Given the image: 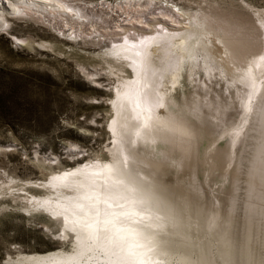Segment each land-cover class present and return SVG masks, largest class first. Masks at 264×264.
<instances>
[{
  "label": "bare ground",
  "instance_id": "1",
  "mask_svg": "<svg viewBox=\"0 0 264 264\" xmlns=\"http://www.w3.org/2000/svg\"><path fill=\"white\" fill-rule=\"evenodd\" d=\"M5 1L12 5H5L11 17L41 18L63 36L70 31L76 40L113 45L96 56L113 80L107 131L114 146L110 160L78 157L45 181H28L30 188L45 190L28 200L56 218V240L71 247L23 252L0 264H219L216 255L220 264H234L236 250L220 207L202 216L190 206L192 199L168 195L172 190L163 175L168 164L190 165L206 136L203 121H191L186 115L191 106L176 96L186 68L192 81L202 68L210 77L218 71L248 88L242 96L244 119L250 123L247 135L256 140L248 171L250 214L264 201V33L254 49L249 27L216 12L214 0H187L198 4L195 11L164 0H3V7ZM204 2L214 9L207 10ZM3 10L0 6L1 28L10 21ZM255 12L264 27V11ZM193 95L200 96L198 90ZM195 98L192 113L200 119L203 104ZM241 132L238 127L236 136ZM235 138L221 147L220 160L233 161ZM215 234L216 253L211 248ZM244 248L249 257L248 245Z\"/></svg>",
  "mask_w": 264,
  "mask_h": 264
},
{
  "label": "rangeland",
  "instance_id": "2",
  "mask_svg": "<svg viewBox=\"0 0 264 264\" xmlns=\"http://www.w3.org/2000/svg\"><path fill=\"white\" fill-rule=\"evenodd\" d=\"M2 1V13L10 21L0 27V263L23 252L71 247L56 240L54 233L60 228L56 218L28 200L31 194H45V190L30 188L28 181H45L52 172L76 164L78 157L82 161L110 160L109 148L114 146V138L107 131L113 120L109 106L113 80L107 76L105 63L96 56L113 45L108 40L99 45L76 40L70 31L63 36L41 18L22 14L11 17L5 5H12L5 1L3 7ZM165 1L170 6L200 9L197 3L187 0ZM214 1L211 3L216 12L221 10L232 22L249 27L254 49H258L264 27L255 10L264 11V0ZM212 4L204 2L202 6L213 10ZM15 36L22 40L14 39ZM186 69L176 96L191 106V113L186 114L191 121H203L206 136L199 139L190 165H166L163 178L172 190L168 195L192 199L190 206L193 204L202 216L220 207L222 222L230 228L231 245L236 250L232 262L264 264V201L255 200L259 203L252 214L248 208L253 200L248 171L256 143L254 136L247 135L250 123L244 119L242 96L248 88L229 76L223 78L218 71L210 77L204 68L192 81L189 67ZM94 72L98 75L90 74ZM193 87L199 98L194 97ZM193 97L203 104L204 117L200 119L192 113ZM238 127L242 132L236 136ZM231 137H236V153L231 154L233 161L227 163L219 157L221 147ZM142 149L138 147V152ZM217 238V234L211 237L215 253ZM246 244L249 257L244 255ZM215 257L218 263L222 262L218 255Z\"/></svg>",
  "mask_w": 264,
  "mask_h": 264
}]
</instances>
